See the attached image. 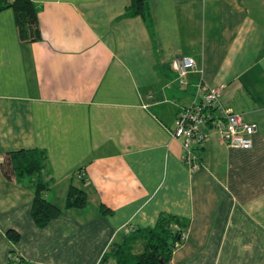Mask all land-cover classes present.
I'll use <instances>...</instances> for the list:
<instances>
[{"label":"crops","instance_id":"0c3cea01","mask_svg":"<svg viewBox=\"0 0 264 264\" xmlns=\"http://www.w3.org/2000/svg\"><path fill=\"white\" fill-rule=\"evenodd\" d=\"M33 2L39 41L0 11V163L44 150L47 198L64 206L75 184L88 205L39 227L34 191L0 168V264H100L162 214L189 221L173 264H264V0H149L151 24L124 16L131 0ZM180 55L197 62L185 88ZM202 81L258 131L251 149L213 135L191 170L173 131Z\"/></svg>","mask_w":264,"mask_h":264},{"label":"trees","instance_id":"16d2710c","mask_svg":"<svg viewBox=\"0 0 264 264\" xmlns=\"http://www.w3.org/2000/svg\"><path fill=\"white\" fill-rule=\"evenodd\" d=\"M13 8L16 13L19 37L22 41H39L42 31L39 21V8L33 0H0V11ZM141 15L151 24L149 0H131L124 16ZM218 115L220 112L214 110ZM47 153L44 150L19 149L5 154L0 163L3 173L16 177L34 191L31 214L39 227L47 226L53 219L60 217L69 209L85 208L88 205V193L80 186L71 184L64 206L47 198L50 181L44 176ZM104 212L109 211L104 205ZM189 221L176 215L162 214L152 227L129 232L123 242H113L100 260V264H173L176 247L183 243L181 235L188 231ZM9 237L18 242L20 234L10 229ZM2 264H31L24 258L9 259Z\"/></svg>","mask_w":264,"mask_h":264},{"label":"built area","instance_id":"2783aa9c","mask_svg":"<svg viewBox=\"0 0 264 264\" xmlns=\"http://www.w3.org/2000/svg\"><path fill=\"white\" fill-rule=\"evenodd\" d=\"M172 67L179 75L181 86L185 88L187 75L196 70L197 62L193 56L180 55L172 61ZM220 94L221 87H209L204 81L200 82L196 95L201 96V99H196L193 105L183 108L177 116L173 136L182 140L184 161L191 170L199 169L202 164L196 149L203 148L213 135H218L235 148L251 149L254 145L257 124L246 121L241 113L224 107ZM215 109L220 112L219 115ZM135 231V227L129 228V232ZM187 236L188 232L182 233V241Z\"/></svg>","mask_w":264,"mask_h":264}]
</instances>
